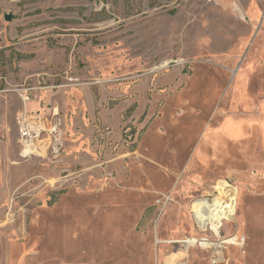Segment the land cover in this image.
<instances>
[{
	"label": "rangeland",
	"instance_id": "374dc122",
	"mask_svg": "<svg viewBox=\"0 0 264 264\" xmlns=\"http://www.w3.org/2000/svg\"><path fill=\"white\" fill-rule=\"evenodd\" d=\"M27 93L56 160L20 155ZM221 179L222 264H264V0H0V264H212L168 241Z\"/></svg>",
	"mask_w": 264,
	"mask_h": 264
},
{
	"label": "built area",
	"instance_id": "2783aa9c",
	"mask_svg": "<svg viewBox=\"0 0 264 264\" xmlns=\"http://www.w3.org/2000/svg\"><path fill=\"white\" fill-rule=\"evenodd\" d=\"M7 1L10 4L20 2V0ZM21 97L25 106L17 115L20 155L26 159L34 155L48 158L51 161L58 159L62 155L64 146L63 129L58 119V113L55 110L51 112L46 109L30 112L27 110V103L31 100L30 95L27 93ZM238 192L236 184L228 179H221L213 186V191L210 194L198 197L192 203L193 220L202 235L195 239L196 242L192 243L191 247L199 245L202 248L210 249L212 264L225 262L224 251L228 245L240 248L244 246L245 236L238 233V228L232 234L223 235V230L234 221ZM233 236H235V241H226ZM201 239L220 241L221 243L218 246L214 244L202 246ZM183 241H171L170 243L184 247ZM157 242L161 243V241ZM180 263L184 264L182 260L178 262V264Z\"/></svg>",
	"mask_w": 264,
	"mask_h": 264
},
{
	"label": "bare ground",
	"instance_id": "6f19581e",
	"mask_svg": "<svg viewBox=\"0 0 264 264\" xmlns=\"http://www.w3.org/2000/svg\"><path fill=\"white\" fill-rule=\"evenodd\" d=\"M233 219L235 220L236 219V214L233 216ZM195 239H198V237H191V238H188L186 240H184V247H185V253L187 252V248L189 249L191 247V244L196 242ZM201 244L202 246H206V245H209V244H214L215 246H218L221 242L220 241H210V240H205V239H201ZM226 241H235V236H233L232 238H228ZM178 264V262H177ZM180 264H183V263H180Z\"/></svg>",
	"mask_w": 264,
	"mask_h": 264
},
{
	"label": "water",
	"instance_id": "95a60500",
	"mask_svg": "<svg viewBox=\"0 0 264 264\" xmlns=\"http://www.w3.org/2000/svg\"><path fill=\"white\" fill-rule=\"evenodd\" d=\"M4 16H5V19L8 21H11L13 19V13L11 12H6Z\"/></svg>",
	"mask_w": 264,
	"mask_h": 264
},
{
	"label": "crops",
	"instance_id": "0c3cea01",
	"mask_svg": "<svg viewBox=\"0 0 264 264\" xmlns=\"http://www.w3.org/2000/svg\"><path fill=\"white\" fill-rule=\"evenodd\" d=\"M44 109H46L47 111H53V108L52 109H50L48 106H46ZM55 111L57 112V110L55 109ZM168 242H171V240H169Z\"/></svg>",
	"mask_w": 264,
	"mask_h": 264
}]
</instances>
